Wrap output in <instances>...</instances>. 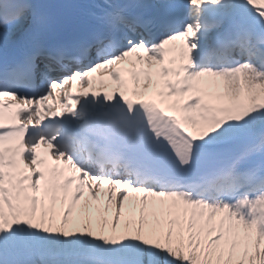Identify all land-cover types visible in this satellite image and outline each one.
Here are the masks:
<instances>
[{
  "label": "snow or ice",
  "instance_id": "snow-or-ice-1",
  "mask_svg": "<svg viewBox=\"0 0 264 264\" xmlns=\"http://www.w3.org/2000/svg\"><path fill=\"white\" fill-rule=\"evenodd\" d=\"M0 264H264V0H0Z\"/></svg>",
  "mask_w": 264,
  "mask_h": 264
},
{
  "label": "bare ground",
  "instance_id": "bare-ground-1",
  "mask_svg": "<svg viewBox=\"0 0 264 264\" xmlns=\"http://www.w3.org/2000/svg\"><path fill=\"white\" fill-rule=\"evenodd\" d=\"M129 87H131V85L129 84ZM165 91H166V89H165Z\"/></svg>",
  "mask_w": 264,
  "mask_h": 264
},
{
  "label": "rangeland",
  "instance_id": "rangeland-1",
  "mask_svg": "<svg viewBox=\"0 0 264 264\" xmlns=\"http://www.w3.org/2000/svg\"><path fill=\"white\" fill-rule=\"evenodd\" d=\"M138 214V213H137Z\"/></svg>",
  "mask_w": 264,
  "mask_h": 264
}]
</instances>
